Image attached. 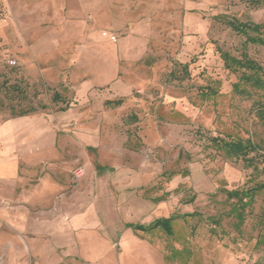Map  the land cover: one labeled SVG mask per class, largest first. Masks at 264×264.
I'll return each instance as SVG.
<instances>
[{
    "label": "rangeland",
    "instance_id": "rangeland-1",
    "mask_svg": "<svg viewBox=\"0 0 264 264\" xmlns=\"http://www.w3.org/2000/svg\"><path fill=\"white\" fill-rule=\"evenodd\" d=\"M51 2L0 0V163L17 158L30 200L53 187L22 264H55L41 252L63 208L89 216V241L60 264H264V97L235 94L219 57L253 60L264 81V47L226 24L264 26V0H114L84 35ZM215 139L252 143L251 165ZM15 195L0 190V254L20 236L1 216Z\"/></svg>",
    "mask_w": 264,
    "mask_h": 264
},
{
    "label": "crops",
    "instance_id": "crops-1",
    "mask_svg": "<svg viewBox=\"0 0 264 264\" xmlns=\"http://www.w3.org/2000/svg\"><path fill=\"white\" fill-rule=\"evenodd\" d=\"M49 8L52 10V20H60L61 15H64V20H79L84 22V26H79L80 34L84 35V32L87 33L88 28L86 25V20H94L98 24L103 18L109 19L113 15L112 6L114 0H51ZM125 3V2H124ZM128 3V0H126ZM95 25V24H94ZM93 25V26H94ZM96 26V25H95ZM94 28V27H93ZM93 28L89 31L90 35L93 36ZM84 29V30H83ZM83 30V32H82ZM24 117V116H20ZM30 161V160H29ZM19 163L17 158H12L0 163V190L2 192H7L9 198L16 196V201L20 202L19 206L11 210H4L1 216L2 220L16 227V233H20V236L16 235L18 238L15 240V243L10 245L7 251L0 254V260L6 262L5 264H22L23 258V233L27 231L28 226L26 221H30L31 218L34 219L36 214L35 208L39 202H45L49 199L52 190V185L47 180H42V188L40 194L33 197L31 200L28 198L30 195V185L27 184V180L19 177ZM4 195V194H3ZM30 204V205H29ZM28 209V210H27ZM63 214L68 215V219L65 220L63 215H57L52 221V226L55 229L54 240L46 244L45 250H42L41 253L44 257L45 252L47 251L52 261L55 264H60L66 257L75 256L76 254L86 253L87 244L89 238L81 234V229L89 223V216L86 214L79 215H70L67 214L65 208L62 209ZM39 213V212H38ZM94 222V221H93ZM92 223V222H91ZM7 225V224H6ZM7 225V227L12 228ZM14 225V226H13ZM33 223L31 225V233L42 230L43 224ZM26 227V228H25ZM49 227V229H50ZM22 230V231H21ZM36 234V233H35ZM34 234V235H35ZM1 234L0 240H5L6 236ZM8 242V239L5 243ZM25 243L29 247V250L33 254H37L39 250V242L35 237L27 238ZM52 243V244H51ZM18 245L20 248L18 249ZM58 250L60 252H58ZM42 256H39L38 259H43ZM64 258V259H63ZM20 262V263H18ZM100 264V263H99Z\"/></svg>",
    "mask_w": 264,
    "mask_h": 264
},
{
    "label": "trees",
    "instance_id": "trees-1",
    "mask_svg": "<svg viewBox=\"0 0 264 264\" xmlns=\"http://www.w3.org/2000/svg\"><path fill=\"white\" fill-rule=\"evenodd\" d=\"M254 5H259L260 1H251ZM226 24L236 33H239L246 37V41L252 45H257L264 47V26L253 23H238L234 21H228ZM219 57L223 63L225 70L230 73H240L237 83L233 84L232 91L237 95H249L250 89L253 91H261V96L264 97V81L261 76L260 66L251 59L242 57L240 59L230 56L228 53L220 52ZM57 95L54 94L53 100L56 101ZM119 103L121 101H118ZM255 114L258 120L264 125V101L257 102L255 109ZM20 116H25L23 113ZM216 141V144H220L224 150V155L227 159H242L251 165V160L247 159V155L250 152L255 151V146L249 141H230V142H221ZM264 173V169H263ZM258 190L264 192V181L257 186ZM231 197H236L237 202L242 200V197H246L247 194L243 192H231L229 193ZM240 212L236 211V215L241 217ZM166 225V224H165ZM168 227V226H167Z\"/></svg>",
    "mask_w": 264,
    "mask_h": 264
},
{
    "label": "built area",
    "instance_id": "built-area-1",
    "mask_svg": "<svg viewBox=\"0 0 264 264\" xmlns=\"http://www.w3.org/2000/svg\"><path fill=\"white\" fill-rule=\"evenodd\" d=\"M103 36L108 37L111 41H115V37H114V36H107L106 33H104ZM8 64H9L10 66H13V65H15V62H14L13 60H9V61H8ZM80 173H81V172H79V171L76 172L77 175H80Z\"/></svg>",
    "mask_w": 264,
    "mask_h": 264
}]
</instances>
